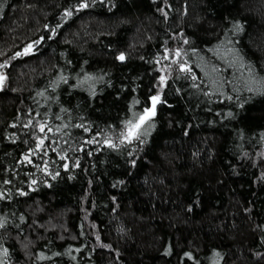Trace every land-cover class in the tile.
<instances>
[{"label":"trees","instance_id":"obj_1","mask_svg":"<svg viewBox=\"0 0 264 264\" xmlns=\"http://www.w3.org/2000/svg\"><path fill=\"white\" fill-rule=\"evenodd\" d=\"M0 65V264H264V0H0Z\"/></svg>","mask_w":264,"mask_h":264},{"label":"snow or ice","instance_id":"obj_2","mask_svg":"<svg viewBox=\"0 0 264 264\" xmlns=\"http://www.w3.org/2000/svg\"><path fill=\"white\" fill-rule=\"evenodd\" d=\"M81 6L87 7L88 5L85 3V4H82ZM177 55H179V53H177ZM120 59L122 60V59H124V57L121 56ZM0 67H3V65H0ZM4 79H5V77L3 76V74H0V84H2ZM158 101H159L158 96L152 97V108L151 109L146 108L144 110V114L140 115L138 117V122H136V123H133L132 121L128 122V125H129L128 132H127L128 138L137 137L138 131L141 128V126L145 123V121H147L148 119H150L152 116L155 115V105ZM41 131H43V125L41 126ZM41 143H43V141H41ZM2 226L3 225L0 224V227H2Z\"/></svg>","mask_w":264,"mask_h":264},{"label":"rangeland","instance_id":"obj_3","mask_svg":"<svg viewBox=\"0 0 264 264\" xmlns=\"http://www.w3.org/2000/svg\"><path fill=\"white\" fill-rule=\"evenodd\" d=\"M31 48H32L31 46L28 47V48H27V51L30 50ZM0 74H1V73H0ZM3 76H4V75H3ZM3 82H4V80H3ZM3 82H2V84H0V89H1V87H2V85H3Z\"/></svg>","mask_w":264,"mask_h":264},{"label":"water","instance_id":"obj_4","mask_svg":"<svg viewBox=\"0 0 264 264\" xmlns=\"http://www.w3.org/2000/svg\"><path fill=\"white\" fill-rule=\"evenodd\" d=\"M158 103H159V101L156 103L155 107L157 106Z\"/></svg>","mask_w":264,"mask_h":264}]
</instances>
